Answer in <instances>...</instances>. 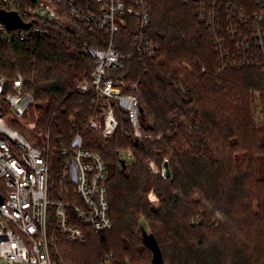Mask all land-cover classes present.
I'll return each mask as SVG.
<instances>
[{
    "label": "trees",
    "instance_id": "16d2710c",
    "mask_svg": "<svg viewBox=\"0 0 264 264\" xmlns=\"http://www.w3.org/2000/svg\"><path fill=\"white\" fill-rule=\"evenodd\" d=\"M150 4L148 36L157 54L127 61L125 73L137 83L142 128L163 137L139 141L119 108L112 138L82 126L85 146L113 164L107 186L114 226L98 235L86 227L83 247L74 251L61 236V254L68 264H99L107 253L118 264H134L148 250L154 264L146 229L136 231L144 216L166 264H264V163L261 177L256 166V155L264 158L257 134L264 127L257 126L254 111L258 98L264 118V67L218 70L217 48L192 3ZM83 38L103 43L100 33L84 31ZM116 41L119 51H127L131 31L121 29ZM93 67L79 46L51 37L8 42L0 35V76L23 75L35 96L25 116L51 133L54 146L69 141L71 115L78 111L83 119L91 112V98L75 87ZM2 110L0 104V115ZM121 148L134 160L124 164ZM147 158L160 166L168 160L172 176L151 173ZM151 189L160 199L157 208L147 199Z\"/></svg>",
    "mask_w": 264,
    "mask_h": 264
},
{
    "label": "built area",
    "instance_id": "2783aa9c",
    "mask_svg": "<svg viewBox=\"0 0 264 264\" xmlns=\"http://www.w3.org/2000/svg\"><path fill=\"white\" fill-rule=\"evenodd\" d=\"M185 1L209 29L218 70L264 67V0ZM0 9L16 11L31 24L11 30L0 21L6 41L51 37L79 46L94 62L75 87L91 98V112L83 119L78 111L71 115L69 141L56 146L50 132L39 131L25 116L35 96L23 75L0 76V264H68L59 248L61 236L83 244L86 227L104 233L114 226L107 163L85 146L82 126L112 138L121 121L119 108L134 135H144L133 92L137 83L127 81L125 65L136 56L157 54L158 45L148 36L150 0H0ZM121 29L131 31L132 47L125 52L117 47ZM84 31L100 33L102 45H90ZM99 264L118 263L107 253Z\"/></svg>",
    "mask_w": 264,
    "mask_h": 264
},
{
    "label": "rangeland",
    "instance_id": "374dc122",
    "mask_svg": "<svg viewBox=\"0 0 264 264\" xmlns=\"http://www.w3.org/2000/svg\"><path fill=\"white\" fill-rule=\"evenodd\" d=\"M258 95V94H256ZM254 111H255V114H256V123L258 124L257 126L259 127V129H263L264 127V118L261 116V105L259 103V100L258 98H256L255 102H254ZM29 121L31 120L32 122H34L31 118H27ZM128 128H129V132H132V128L130 126V124L128 123ZM30 126L33 128L34 127V124L31 123ZM144 130V129H143ZM28 133H30V131L28 130L27 131ZM258 136H259V140L260 142H263L264 141V130H260L258 133ZM161 137H163V133L162 132H154V131H145L144 130V135L141 137V138H138L139 141L145 139V138H149L150 140H158L160 139ZM131 152L125 148H121V150L118 152V157L119 158H122L124 159L126 162H131L133 161V157L132 155L130 154ZM128 155L131 156V158H127ZM242 155V152H240L238 154L239 157H241ZM264 158L261 156V155H256V166H257V174L258 176H263V163H264ZM145 162L148 164L150 170H151V173L153 174H156V173H160L162 174L163 177H166L165 176V172H164V168L160 165H158L156 163V161L154 159H150V158H147L145 160ZM107 168H108V173H107V178H109L112 170H113V164L108 162L107 161ZM149 194H147V199L148 201L150 202V204L157 208L159 205H160V199L157 195V193L155 192V190L151 189L149 192ZM151 194H154V195H151ZM151 196V198H150ZM89 228V227H88ZM142 228H145L149 234V232H152V229H151V226H150V222L144 217L142 216L140 218V221H139V224L137 225L136 227V231L141 233L142 231ZM89 232L91 233H95L94 231H92V229H89ZM98 235V233H95ZM70 245L71 247V250H75V249H80L82 246V244L80 243H70V244H67V246ZM66 248V246H65ZM143 251V250H142ZM137 260L138 262L134 263V264H151V260H150V253L148 252V250L146 251H143L141 254L137 255ZM128 261V259H127Z\"/></svg>",
    "mask_w": 264,
    "mask_h": 264
},
{
    "label": "water",
    "instance_id": "95a60500",
    "mask_svg": "<svg viewBox=\"0 0 264 264\" xmlns=\"http://www.w3.org/2000/svg\"><path fill=\"white\" fill-rule=\"evenodd\" d=\"M0 21L6 25L8 29L16 28V27H23L27 28L31 24L24 22L22 17L16 12V11H7L4 9H0ZM122 162L125 164V160L123 159ZM163 168L165 172L166 177H171L172 176V169L170 167L169 161L166 160L163 163ZM2 201V198H1ZM145 237L147 240L148 245L154 250V258L153 262L154 264H166L164 263L162 259V255L160 252V249L155 241V239L148 234V232L145 230Z\"/></svg>",
    "mask_w": 264,
    "mask_h": 264
}]
</instances>
